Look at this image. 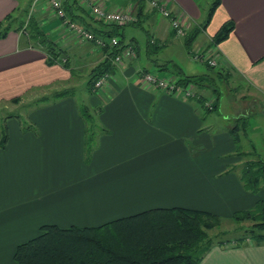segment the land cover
<instances>
[{
  "label": "crops",
  "instance_id": "crops-1",
  "mask_svg": "<svg viewBox=\"0 0 264 264\" xmlns=\"http://www.w3.org/2000/svg\"><path fill=\"white\" fill-rule=\"evenodd\" d=\"M203 1L169 0V5L193 27L207 18L211 6L204 8ZM105 2L108 9H124L134 1ZM71 3L67 6L77 14L86 15L81 7L91 12L89 2ZM30 18L34 26L24 29ZM81 18L75 21L81 24ZM230 22L229 36L212 45ZM0 24V30L9 27L0 38V102L56 85L68 88L72 70H82L88 61L92 69L106 57L103 49L79 41L63 26L51 0H0ZM131 25L146 28L147 63L158 68L176 63L155 62L151 54L179 38L168 18L147 3ZM37 29L62 48L70 69L48 64ZM201 35L209 40L205 50L218 53V66L228 79L246 85V99L234 118L238 123L247 117L249 124L253 113H264V0H221L194 44ZM148 39L159 48H150ZM127 43L136 46L137 57H126L115 68L102 98L90 95L96 107L92 119H85L74 97H68L31 109L28 127L20 116L5 120L6 138L0 129V264H19L17 246L45 224L99 226L158 207L204 210L228 220L264 199V188L255 194L244 187L243 156L252 151L244 148L242 137L239 146L235 143V125L204 112L200 100L144 83L141 75L150 69L137 63L139 41L132 37ZM161 71L177 77L173 70ZM195 91L210 97L209 90ZM90 126L95 127V144L88 154ZM239 133L248 140V127L244 131L241 125ZM201 264H264V244L214 245Z\"/></svg>",
  "mask_w": 264,
  "mask_h": 264
},
{
  "label": "trees",
  "instance_id": "trees-1",
  "mask_svg": "<svg viewBox=\"0 0 264 264\" xmlns=\"http://www.w3.org/2000/svg\"><path fill=\"white\" fill-rule=\"evenodd\" d=\"M135 2L137 20L128 24H136L140 15L149 0H132ZM221 0H214L208 11L206 20L201 25L193 26L183 37L184 44L189 53H194L192 46L198 35L207 28L212 16L219 6ZM68 0H64L63 6L67 15L72 20L81 18L82 25L91 30L97 36L105 38L118 37L117 46H106L103 49L106 57L101 60L90 71L87 83L89 95H98L95 84L105 73H112L117 67L113 59L122 54L129 43L125 41L124 29L127 25L104 22L84 7V14L75 13L67 6ZM72 5H77L78 0H72ZM154 11L158 12L154 8ZM86 16L90 18L88 21ZM2 24H0L1 28ZM23 26V25H22ZM30 29L34 26L33 19L26 24ZM24 27V26H23ZM39 28V27H38ZM234 24L227 23L214 36L212 45H218L226 39L233 30ZM9 27L0 30V38L5 36ZM175 33V31H174ZM37 36L45 45L48 54L47 62L50 65L61 64L70 69L69 59L64 60V51L44 32L37 29ZM148 46L158 47V44L148 39ZM135 49L136 46L133 45ZM158 51V50H156ZM154 51V52H156ZM208 72L204 74H186L180 66L173 61L165 64H158L160 70H173L181 85L193 84L197 90H209L216 98L213 107L208 108L205 103L208 96L196 91L195 96L187 97L200 100L204 112L216 111L220 102V92L217 85V78L228 80L224 68L216 73L214 66L207 63ZM172 65V68H171ZM213 71V72H212ZM149 72V71H146ZM75 76L76 71H71ZM75 87L63 88L54 91L34 102L35 106L56 103L66 97H73ZM99 96V95H98ZM22 97L12 99V102H19ZM88 106L80 109L85 119H92ZM19 117L16 114H9L5 118ZM91 122V121H90ZM241 125L244 131L248 127L247 117L239 118V122L231 129L235 143L239 146ZM87 152L91 153L95 144V127L90 126ZM6 138V132L4 135ZM240 150V149H239ZM242 180L244 187L257 194L264 188V161L247 162L242 168ZM231 219L236 222L250 221L252 224L241 229L239 236L233 239H218L209 235L208 230L221 224L223 220L217 214L209 211L186 208V207H158L148 209L133 215L117 218L99 226H77L67 228L54 224H45L41 227L38 235L19 244L14 253V259L19 264H201L205 255L214 245H238L251 243L264 244V199L259 198L250 209L240 210L233 213Z\"/></svg>",
  "mask_w": 264,
  "mask_h": 264
},
{
  "label": "rangeland",
  "instance_id": "rangeland-1",
  "mask_svg": "<svg viewBox=\"0 0 264 264\" xmlns=\"http://www.w3.org/2000/svg\"><path fill=\"white\" fill-rule=\"evenodd\" d=\"M214 0H204L202 5L204 8L210 7ZM92 13V11H91ZM28 15V12H26ZM145 27L147 28L146 24ZM146 28H141L135 25H127L125 26V41H131L132 37H136L139 41V56L137 58V63L142 65H146L150 72L156 74L158 76L169 77L172 75V72H164L161 71L157 66L153 63H147V38L148 33ZM84 43V42H83ZM209 43L208 38L205 35H201L198 38V42L194 44V53H189L184 45L183 37H179L173 40L171 43H168L163 49H160L156 52H151L152 59L156 62H164L168 59L174 60L180 67H183L188 74H204L208 72L209 68L206 62L201 61L196 58L197 53L205 52L207 45ZM85 59V58H84ZM92 63L90 61L86 62L84 66H82V70L76 71L79 69H75V77L73 78V84L68 87L74 86L75 93L73 95L74 99L77 102V105L80 109H84V106H88L89 113L95 114L96 107L92 108L89 103L90 95L87 91V83L90 77ZM78 67V66H77ZM172 68V65H171ZM220 69V66H215L213 70L216 73ZM213 72V71H212ZM217 85L219 87L220 92V102L218 109L216 111H211L209 114L211 116H216L219 119V122L228 123V124H237V121L234 117L236 107L242 103L246 98L242 97L243 94L247 92V88L245 84H239L235 78L225 79V78H217ZM242 82V80H241ZM64 85L54 86L51 88L41 89V90H33L24 95L19 102L2 101L0 102V129L2 132L5 131V120L6 116L9 114L19 115L22 119V123L25 125H29V120L27 115L31 112V109L37 110L40 106H35L34 102L40 99L43 96L51 95L56 90L63 89ZM235 89H238L236 91ZM101 92V90H100ZM100 92L98 94H100ZM210 97L208 99L216 98L211 91L207 92ZM98 96V95H97ZM99 97V96H98ZM102 98V96H100ZM68 98V97H66ZM46 106V104H43ZM32 110V111H33ZM252 110V109H251ZM255 111V110H252ZM81 113V112H80ZM232 117L234 119H232ZM28 125L26 127H28ZM248 132L249 137L248 140L245 139L244 135L241 133L242 140L245 142V149H250L252 153L249 155L243 156V160L245 163L247 162H257L258 160L264 161V113H253L251 117H249L248 124ZM246 136V135H245ZM248 144H247V143ZM251 143V145H250ZM253 144V145H252ZM244 155V154H242ZM252 224L250 221L245 222H236L232 219H225L221 221V224L213 229L208 230L210 236L218 239H233V237L239 236L242 232L241 229L248 227Z\"/></svg>",
  "mask_w": 264,
  "mask_h": 264
},
{
  "label": "built area",
  "instance_id": "built-area-1",
  "mask_svg": "<svg viewBox=\"0 0 264 264\" xmlns=\"http://www.w3.org/2000/svg\"><path fill=\"white\" fill-rule=\"evenodd\" d=\"M91 6L92 14L102 19L104 22L116 23L118 25H128L137 20L135 11V3L130 4L129 7L124 9H108L105 0H99L92 2L91 0H81L82 4L88 3ZM148 3L152 8L162 14V16L169 19L171 27L175 31L176 36L184 37L192 27V22L187 16L179 11L174 10L169 5V0H149ZM51 6L55 11L56 16L61 18L63 26H65L79 41L84 43H92L97 48H104L106 46H117L119 44L118 37L105 38L103 36H97L91 30L86 28L84 25L72 20L66 13L63 6L62 0H51ZM126 57L135 58L137 57V51L129 45L123 51L122 54H118L113 59L116 66L124 65V59ZM196 58L201 61L209 63L211 66H218L219 55L218 53L208 50L202 53H197ZM66 60V59H64ZM110 73H105L96 82L95 88L98 95H104L107 90ZM141 79L144 83L151 87L163 89L175 96L193 97L196 94L195 87L193 84L181 85L178 82L177 77H161L152 72H144L141 75ZM103 93V94H102ZM103 97V96H102ZM214 99H208L205 105L208 108H212Z\"/></svg>",
  "mask_w": 264,
  "mask_h": 264
}]
</instances>
